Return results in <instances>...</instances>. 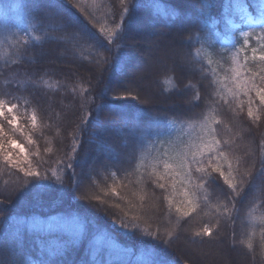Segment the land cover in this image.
<instances>
[{
	"label": "trees",
	"instance_id": "16d2710c",
	"mask_svg": "<svg viewBox=\"0 0 264 264\" xmlns=\"http://www.w3.org/2000/svg\"><path fill=\"white\" fill-rule=\"evenodd\" d=\"M174 26V69L136 56ZM260 56L264 0H0V264H264Z\"/></svg>",
	"mask_w": 264,
	"mask_h": 264
},
{
	"label": "rangeland",
	"instance_id": "374dc122",
	"mask_svg": "<svg viewBox=\"0 0 264 264\" xmlns=\"http://www.w3.org/2000/svg\"><path fill=\"white\" fill-rule=\"evenodd\" d=\"M123 12V11H122ZM122 14V13H121ZM121 23V21H120ZM144 27V25H143ZM24 29H21L18 31V38L19 40L26 42L28 41V39H31L32 37H34V31H33V24L30 23V21H25V26L23 27ZM178 27H175L173 29H170L169 32H167L166 34H163L159 36V40L158 43H156L155 39L153 38H144L141 37V40H139L136 43V48L134 53L136 54V56H149V57H153V65L155 67H157L159 65V67L161 68V70H167V69H171V68H175L174 66L180 64V60L181 58L177 56V53H174V49L170 50L169 46V38L168 36H172L175 32L178 31ZM171 31V32H170ZM172 33V35L170 34ZM148 58V57H147ZM143 70H141V67L138 66L137 68H135L134 70H132L131 72H129L127 74V77L125 78L127 82H131V83H138L140 85L144 84L145 79H146V75L149 73L147 72H142ZM147 88V92L146 94V98L148 99L152 93H155L154 89L152 87H150V89ZM59 106H60V111H61V116L66 117V113H68V109L69 107H73L71 104H67L65 105V103L60 102L59 101ZM8 107L7 105L3 104L0 102V109L3 110V115L0 116V160H4L5 163H7L10 167L9 168H13L15 171H25L27 170L26 165H27V160L24 158L23 153H21L19 151V148H14L10 143L7 142V138L3 135V127H2V123L1 121L4 119H8V123H10V121H12V117L13 115H15L16 120L13 121L12 126H8L10 128H12L13 126L17 125V121H19V116H18V112H16L15 109H13L12 113L8 112ZM51 107V105H50ZM23 116H31V119L33 121V112L32 111H24V113L22 114ZM52 119L54 120L55 124L58 125V127H61L62 125V121L60 116H57L56 114H54L53 116H51ZM35 121V120H34ZM7 122H3V124H6ZM55 134V133H54ZM59 134V132L57 133ZM56 137V136H55ZM56 142V138L53 139ZM78 140L75 139V143L73 146V152L72 155H74V150L76 148H78ZM53 143V142H52ZM52 149V146H50L48 148V152ZM5 157H8V159H5ZM52 160H55V158H53ZM51 160V161H52ZM14 162V163H13ZM47 163L49 162L46 161ZM2 166L0 165V170ZM52 172V176H60V174H58L55 171H51ZM19 200V198H18ZM183 245H181V242L175 243L172 245V248H174L175 250H177L180 248H182ZM185 248V247H184ZM183 249V248H182ZM185 250L189 251L190 253L194 254L197 256L195 250L191 249V248H186ZM179 251V250H178ZM200 251V250H199ZM197 251L198 255L197 257H206V254H203L202 252ZM182 252V251H181ZM216 257V258H213ZM227 257V253L224 254V256H216L213 255L210 257V259H218L220 260V258H226ZM209 258V257H208Z\"/></svg>",
	"mask_w": 264,
	"mask_h": 264
},
{
	"label": "snow or ice",
	"instance_id": "6c2138e0",
	"mask_svg": "<svg viewBox=\"0 0 264 264\" xmlns=\"http://www.w3.org/2000/svg\"><path fill=\"white\" fill-rule=\"evenodd\" d=\"M259 59H260L261 61H264V56H260ZM239 76H240V73H239V72H236V77L239 78ZM238 86H242V87L244 88V90H245V94H247V91H248V83H247V81L242 82V84H241V85H238ZM256 95H257V97L260 99L261 103L264 104V89H257V90H256ZM15 107H16V105H11V106H9L8 109H7L8 112H9V113H12V112H13V109H14ZM2 115H3V110L0 109V116H2ZM249 115H250V116L252 115L251 110H249ZM15 120H16V117H15V115H13V117H12V121H10V123H12V122L15 121ZM34 120H35V117H33V121H34ZM11 144H12V146H13L14 148H19L21 152H24V149H23V147H22L21 145L17 144V143L14 142V141L11 142ZM221 155H223V153H221ZM5 159H8V157H5ZM13 163H14V162H13ZM198 171H199V169H198ZM27 175H36V173L28 172ZM220 175L223 177V175H224L223 172H221ZM225 182L228 183V181H225ZM160 187H163V185L161 184ZM228 187L234 189V188H235V185L232 184V183H228ZM185 215H187V213H185ZM204 234H205V235H209V234H210V230L207 229V228H205V230H204ZM197 235H199V233H197Z\"/></svg>",
	"mask_w": 264,
	"mask_h": 264
}]
</instances>
